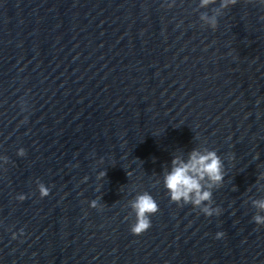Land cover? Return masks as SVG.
<instances>
[{"label":"water","instance_id":"95a60500","mask_svg":"<svg viewBox=\"0 0 264 264\" xmlns=\"http://www.w3.org/2000/svg\"><path fill=\"white\" fill-rule=\"evenodd\" d=\"M194 150L219 216L165 188ZM260 199L264 0H0V264H264Z\"/></svg>","mask_w":264,"mask_h":264},{"label":"clouds","instance_id":"9594fccd","mask_svg":"<svg viewBox=\"0 0 264 264\" xmlns=\"http://www.w3.org/2000/svg\"><path fill=\"white\" fill-rule=\"evenodd\" d=\"M215 2L216 0H201V6ZM237 2L238 0H221V7L228 8L230 4L235 5ZM203 19L208 18L203 17ZM209 22L213 28L216 27V17H212ZM20 155H24L23 150H21ZM172 165L171 172L166 173L164 177L165 188L171 202L179 206L191 204L199 207L208 217L214 214L219 216L221 209L211 207L213 196L211 189L222 186L225 178L224 163L217 152L205 150L204 153H201L194 150L187 162L176 158L172 161ZM100 175L103 177L106 173ZM40 193L42 197L49 194L48 189L43 185H40ZM20 199L23 200L24 198L21 197ZM253 205L258 210L253 221L259 226H264V215L260 214L264 213V199L253 201ZM95 206L96 202L93 201L92 207ZM132 208L136 213L137 221L132 226L131 232L136 236L143 235L152 227L150 217L159 212L158 203L151 194L145 192L135 198L132 202ZM224 235L223 232L217 233V239Z\"/></svg>","mask_w":264,"mask_h":264}]
</instances>
